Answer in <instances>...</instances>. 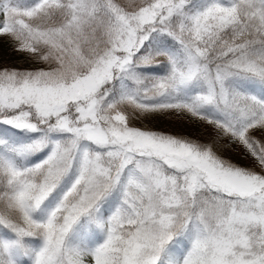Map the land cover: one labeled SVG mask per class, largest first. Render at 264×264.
<instances>
[{
    "label": "snow or ice",
    "instance_id": "snow-or-ice-1",
    "mask_svg": "<svg viewBox=\"0 0 264 264\" xmlns=\"http://www.w3.org/2000/svg\"><path fill=\"white\" fill-rule=\"evenodd\" d=\"M0 44V264H264V0H0Z\"/></svg>",
    "mask_w": 264,
    "mask_h": 264
},
{
    "label": "trees",
    "instance_id": "trees-1",
    "mask_svg": "<svg viewBox=\"0 0 264 264\" xmlns=\"http://www.w3.org/2000/svg\"><path fill=\"white\" fill-rule=\"evenodd\" d=\"M0 47H2V49H3V45L2 44H0ZM7 62L8 63H11V64H14V65H16V66H21V65H23V66H26L25 64H24V61L22 60V59H20V58H17V57H9L8 59H7Z\"/></svg>",
    "mask_w": 264,
    "mask_h": 264
},
{
    "label": "rangeland",
    "instance_id": "rangeland-1",
    "mask_svg": "<svg viewBox=\"0 0 264 264\" xmlns=\"http://www.w3.org/2000/svg\"><path fill=\"white\" fill-rule=\"evenodd\" d=\"M0 50H2V47H0ZM27 66V65H26Z\"/></svg>",
    "mask_w": 264,
    "mask_h": 264
}]
</instances>
